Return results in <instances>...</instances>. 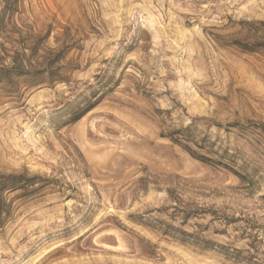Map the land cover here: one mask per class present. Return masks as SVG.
<instances>
[{"label":"rangeland","instance_id":"obj_1","mask_svg":"<svg viewBox=\"0 0 264 264\" xmlns=\"http://www.w3.org/2000/svg\"><path fill=\"white\" fill-rule=\"evenodd\" d=\"M258 21L264 0H0V173L40 177L1 193L0 264H264V50L227 44ZM188 126L248 178L164 136Z\"/></svg>","mask_w":264,"mask_h":264},{"label":"trees","instance_id":"obj_2","mask_svg":"<svg viewBox=\"0 0 264 264\" xmlns=\"http://www.w3.org/2000/svg\"><path fill=\"white\" fill-rule=\"evenodd\" d=\"M250 26H255L253 31H248L243 37L235 38L228 41V45H234L245 52H258L264 50V21L249 22ZM93 107H87L81 113H79L78 118L83 117L88 113ZM261 132L264 134V123L257 125ZM192 127L188 126L181 129H174L166 133L164 136L168 137L172 142L181 146L186 150L193 158L214 166H221L229 169L233 174H235L242 181H245L248 176L243 174L240 170L236 169L234 165L225 160H231L230 155L220 154L212 149H209L206 144L198 142L191 134ZM205 150V153L199 151ZM216 154L217 158L212 157L210 154ZM40 177L33 176L29 177L25 174H15V173H0V201H2L1 193L6 190H17L26 188L27 185L33 184ZM0 211V217H1ZM166 230H171L172 234L183 242H192L201 245L204 248H218L226 255L233 256L234 258H242L240 251L234 249L230 251L226 246L215 243L209 239H203L194 232H188L186 230L176 228V227H166Z\"/></svg>","mask_w":264,"mask_h":264}]
</instances>
